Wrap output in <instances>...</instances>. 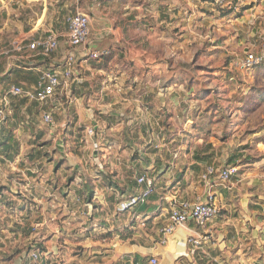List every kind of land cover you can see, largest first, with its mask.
I'll use <instances>...</instances> for the list:
<instances>
[{
	"label": "crops",
	"instance_id": "obj_1",
	"mask_svg": "<svg viewBox=\"0 0 264 264\" xmlns=\"http://www.w3.org/2000/svg\"><path fill=\"white\" fill-rule=\"evenodd\" d=\"M213 1L201 4L209 11L210 6L206 4L212 5ZM42 2L39 3L38 14L34 10L36 0L13 3L15 7L12 9L8 0H0V100L7 94L9 101L5 107L6 118L0 126V217L2 212H9L10 206L13 211L9 214L15 213L18 208L16 199L20 196L29 199L34 195L51 196L50 191L54 187L40 188V181L46 184V178L35 180L33 173L39 166H47L48 162V145L39 141L54 140L57 142L53 150L55 155L64 160V166L77 173L59 190L60 186L51 182L49 170L47 178L57 188L54 193L59 192L60 196L63 193V214L75 216L77 213H88L94 220L87 226L91 230L99 222L98 215L107 211L105 215L109 222L106 229H102L107 235L92 239L97 264H103V261L105 264H152V258L157 259L156 264H264V173L250 177V173L247 177L238 174L228 181H222L215 175L207 181L203 179V174L207 167L212 166L209 161H169L159 156L153 161L142 155L136 161L114 151L117 148L115 145L101 144L106 141L104 137L107 133L130 136L145 130L148 107L155 110L154 103L166 102V95H171L173 88L181 89V85L170 81L163 83L160 73L164 62L150 58L154 57L151 50L153 47L156 50L154 41L161 33H155L156 28H148L147 25L154 18L162 28L164 24L168 27L178 21L180 0H91L87 8H82L78 0ZM187 2L188 6L196 5L194 0ZM240 2V6L247 5L244 0ZM248 4L255 9L258 0H250ZM21 8H27L25 16ZM78 8L93 15L91 38L87 45L70 49L67 19ZM50 34L60 39L57 50L51 56L37 55L28 48L24 51L15 49L17 43L28 46L32 41ZM105 48L112 49L107 58L113 56L115 67L119 63L117 61H121L127 81H120L111 74L114 71L94 63L103 59L95 61L87 58L89 51ZM69 49L78 58L75 76L59 90L58 99L40 103L7 93L11 85L34 90L44 69L62 75L64 58ZM154 75L158 78H149ZM144 109L147 113L141 117ZM50 110L54 120L63 118L60 122L55 121L56 125L59 124L57 128L45 127L43 115ZM74 122L85 128L82 134L86 136L87 143L80 144V150L74 148L78 145L71 146L77 152L71 156L73 153H69L65 135L72 132L70 127ZM92 125L97 131L93 137L87 132V127ZM80 129L73 131L77 137L81 134ZM99 135L103 137L102 141ZM228 165L236 164H217L215 167L220 170ZM16 172L25 176L21 180L26 193L15 189L19 184ZM147 174H152L149 181L154 188L147 202L124 213L118 212L117 204L121 199L142 191L145 185H139L137 178ZM34 183L40 185L34 186ZM74 185L80 190L76 196L72 194ZM210 195L219 208L218 215L203 227L190 220L167 236V243L163 244L162 228L169 222L173 204L204 201ZM11 200L15 201L11 204ZM107 201L110 205L105 207ZM18 209L22 211L25 207L21 205ZM16 222L15 228L14 223H0V246L5 247L2 238L5 230L19 231L20 223ZM102 230L99 229V232ZM191 239H201V244L196 246Z\"/></svg>",
	"mask_w": 264,
	"mask_h": 264
},
{
	"label": "rangeland",
	"instance_id": "obj_2",
	"mask_svg": "<svg viewBox=\"0 0 264 264\" xmlns=\"http://www.w3.org/2000/svg\"><path fill=\"white\" fill-rule=\"evenodd\" d=\"M8 1L12 9L15 7L13 3H21L23 0ZM36 1L34 10L39 14L41 8L39 3L43 0ZM194 1L196 5L192 7L188 6L187 0H180V18L168 27L164 24L162 28L155 18L147 24L148 28H156L155 33H161V36L154 41L156 50H153L154 47L151 50V55L154 57L150 58L164 62L160 73L163 83L170 81L174 85H181V89L173 88L172 94L166 95L168 99L166 102L154 103L155 110L148 107L149 117L146 123L144 122L145 130L130 136H112L107 133L104 137L106 141L101 144L115 145L117 148L114 151L136 161L140 155L153 161L159 156L169 161L172 159L209 161L215 167L217 164H229L228 160L234 157L238 158L237 175L239 174L240 177H247L248 173H250L248 176L262 174L264 173V64L251 69H245L241 65L247 53L258 52L262 48L264 0H258L255 9H251L252 4H248L250 0H244L247 2L245 6H240L242 3L235 0L232 6L223 8L218 7L213 0ZM211 1L214 4L213 2L212 5L206 4L210 6V10L207 11L201 2L205 5ZM78 2L82 8H87L91 0H78ZM26 11L27 8H21L24 16ZM97 14L100 15L99 12ZM90 16L93 18L92 14ZM148 32H151L150 29ZM114 62L112 56L94 63L114 71L111 74L120 81H127L128 77L121 69V61H117L119 63H116V67ZM149 78L153 80L158 78V75ZM147 110H143L141 117L146 115ZM60 120L63 118L55 119L57 122ZM45 125L46 128H54L46 123ZM57 126L59 127L58 123ZM71 126L72 132L65 135V138L66 145H69V153L72 152L71 156H75L77 152L75 153L72 147L78 145L74 148L80 150L82 145H86L87 140L82 134L84 127L75 122ZM76 129H80L79 138L73 132ZM100 138L102 141L103 137ZM39 142L48 145L46 153L48 162L47 166H39L33 173L34 179L46 178V184L40 181V188L51 185L54 189L50 191L51 196L48 197L34 195L31 199L22 196L20 199L14 198L18 203L17 207L24 205L25 210L21 211L17 208L14 210L15 213L10 215L9 213L13 211L10 206L9 212H2L0 223L5 225L14 223L13 228H15V222L19 221L20 229L3 232L5 247L0 246V262L17 263V259L29 254L33 246V238L36 237L43 239V246L53 253V257H57L61 264H97L92 239L95 236L105 238L107 235V232H103L109 222V218L105 215L107 211L98 215L99 228L94 226L91 230L87 226L93 224L94 220L88 213L80 215L77 213L75 216L63 214V193L61 196L59 192L55 194L57 188L51 182H56L60 186L58 189L62 190L69 183V178L73 179L77 173L64 166V160H60V157L55 155L53 150L57 142L54 140ZM59 160L61 162H58ZM49 170L51 182L47 178ZM15 175L19 181L15 189L19 193H26L21 180L25 179V176L18 172ZM32 175H29V178H32ZM67 175L68 178L64 180ZM151 175L147 174L149 180L153 177ZM105 186L103 188H106ZM79 193L80 190L74 185L72 194L76 196ZM13 201L15 200H11V204ZM67 204L69 206V203ZM109 205L107 201L105 207ZM33 227H36V232H33ZM99 229L103 230L99 232ZM103 262L105 264V261Z\"/></svg>",
	"mask_w": 264,
	"mask_h": 264
},
{
	"label": "built area",
	"instance_id": "obj_3",
	"mask_svg": "<svg viewBox=\"0 0 264 264\" xmlns=\"http://www.w3.org/2000/svg\"><path fill=\"white\" fill-rule=\"evenodd\" d=\"M214 2L218 7L223 8L225 6H232L235 0H214ZM67 23L69 29L68 44L70 49H76L87 45L92 32V18L90 13L82 8H78V10L67 19ZM59 42L60 39L57 35L50 34L44 38L32 41L28 46H25L24 43H17L15 49L17 51H24L28 48L37 55L48 57L57 50ZM70 49L64 58L65 69L62 72V75L51 69H44L40 73L39 81L34 90L24 89L19 85H11L7 93L16 96H24L40 103H49L58 99L59 90L62 87H65L75 76V68L78 58ZM111 54L112 49L109 48L94 49L88 52L87 58L99 61L103 58L109 57ZM262 62H264V39L262 41L261 50L258 52L247 53L241 66L245 69H251ZM6 95L0 100V126L6 118L5 107L9 102ZM53 108L52 110L54 111ZM52 110L44 113L43 121L47 125L56 128L57 125ZM87 132L89 135L94 136L97 131L95 126L92 125L87 127ZM238 172L239 169L237 165H228L224 168H220V170H217L214 166H209L203 174V179L210 181L213 176L217 175L222 181H228L232 176L237 175ZM137 183L141 186L145 185V187L138 194L121 199L117 204L118 212L124 213L140 203L147 202L154 192L152 183H150L147 176H139L137 178ZM218 213L219 208L214 202V197L212 195L209 196V199L204 201H185L180 204L175 202L170 210L169 222L162 228V234L164 235L162 243H167V236L173 234L178 227L185 225L190 220L195 221L198 226L203 227L210 219L218 215ZM33 232H36V227H33ZM191 242L194 245L199 246L201 244V239H191ZM28 253V255L21 256L17 259V263L13 264H61L58 261V258L53 257V253L49 252L45 246H43V239H36V237H34L33 246ZM151 263L156 264L157 259L152 258ZM0 264L3 263L0 262Z\"/></svg>",
	"mask_w": 264,
	"mask_h": 264
},
{
	"label": "trees",
	"instance_id": "obj_4",
	"mask_svg": "<svg viewBox=\"0 0 264 264\" xmlns=\"http://www.w3.org/2000/svg\"><path fill=\"white\" fill-rule=\"evenodd\" d=\"M262 64H264V62H262L261 64H259V65H262ZM259 65H257V66H259ZM237 159L238 158H234V157H231L228 161H229V164H236V162H237ZM117 186V185H116ZM124 192V191H123ZM153 194V193H152Z\"/></svg>",
	"mask_w": 264,
	"mask_h": 264
},
{
	"label": "bare ground",
	"instance_id": "obj_5",
	"mask_svg": "<svg viewBox=\"0 0 264 264\" xmlns=\"http://www.w3.org/2000/svg\"><path fill=\"white\" fill-rule=\"evenodd\" d=\"M183 241V240H182Z\"/></svg>",
	"mask_w": 264,
	"mask_h": 264
}]
</instances>
